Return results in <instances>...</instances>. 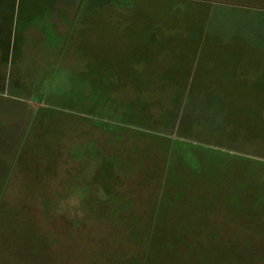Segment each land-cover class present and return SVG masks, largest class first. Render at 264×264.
Here are the masks:
<instances>
[{
  "label": "rangeland",
  "instance_id": "1",
  "mask_svg": "<svg viewBox=\"0 0 264 264\" xmlns=\"http://www.w3.org/2000/svg\"><path fill=\"white\" fill-rule=\"evenodd\" d=\"M264 0H0V264H264Z\"/></svg>",
  "mask_w": 264,
  "mask_h": 264
},
{
  "label": "trees",
  "instance_id": "2",
  "mask_svg": "<svg viewBox=\"0 0 264 264\" xmlns=\"http://www.w3.org/2000/svg\"><path fill=\"white\" fill-rule=\"evenodd\" d=\"M260 18H261L260 21L264 22V17L261 16Z\"/></svg>",
  "mask_w": 264,
  "mask_h": 264
}]
</instances>
